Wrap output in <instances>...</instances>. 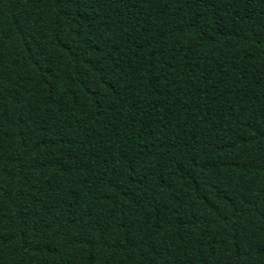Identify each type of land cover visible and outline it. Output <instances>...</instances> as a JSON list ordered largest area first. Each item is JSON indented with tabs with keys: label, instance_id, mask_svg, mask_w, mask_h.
Here are the masks:
<instances>
[{
	"label": "trees",
	"instance_id": "1",
	"mask_svg": "<svg viewBox=\"0 0 264 264\" xmlns=\"http://www.w3.org/2000/svg\"><path fill=\"white\" fill-rule=\"evenodd\" d=\"M0 264H264V0H0Z\"/></svg>",
	"mask_w": 264,
	"mask_h": 264
}]
</instances>
